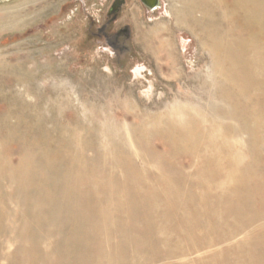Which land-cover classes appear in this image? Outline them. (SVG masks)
Here are the masks:
<instances>
[{
    "label": "rangeland",
    "instance_id": "1",
    "mask_svg": "<svg viewBox=\"0 0 264 264\" xmlns=\"http://www.w3.org/2000/svg\"><path fill=\"white\" fill-rule=\"evenodd\" d=\"M115 1L0 0V97L4 98H0V191H4L0 192V212H5L0 214V232L5 230L0 233V264H30L27 260L31 264H264V234L256 240L252 239L254 229L260 222L264 223V105L261 107L259 104H264V72H260V68H264V0H207L209 10L207 8L206 18L200 9L190 15L189 6L196 4L197 0H158L154 11H149L140 0H125L114 9ZM185 9L189 12L186 13ZM230 9H234V17L230 15ZM228 16L232 18L228 19ZM244 16L249 20L250 16H254L251 18L254 23L251 20L249 23L248 18L246 21ZM187 17L195 21L204 17L202 28L199 27L204 31L193 27L195 25ZM215 20L220 23L217 25ZM104 26L106 37L121 29L127 30V39L121 40L124 51L119 53L110 46L101 34ZM209 28L214 31L211 33ZM225 28L226 31L223 30ZM227 35L228 38L231 36L229 40ZM162 41L166 47L161 46ZM233 41L237 43L235 47ZM210 42L212 47H209ZM239 60L243 61L242 65ZM222 91L227 93V97L217 96ZM257 98L259 101L256 102ZM254 105L257 112L253 115L247 107L253 108ZM24 106L29 110H24ZM211 107L215 109L214 113ZM49 108L54 111L50 112ZM22 118L26 123H22ZM50 119L58 122L57 125ZM73 119L78 120L79 125ZM201 122L210 133V141L216 138L208 145V151L203 148L208 138L200 134ZM36 129L42 134L35 132ZM18 132L22 133L19 135ZM78 136L79 139H76ZM40 140L43 144L38 142ZM211 147L221 152L220 155L217 153L214 156ZM39 148L43 151L39 152ZM215 159L222 160L223 170L234 164L238 174L225 181L219 172L213 171L212 162ZM45 166L47 172L42 170ZM48 169L57 175H52L53 172L49 175ZM93 171L96 173L94 176ZM65 175L75 180L66 179ZM59 176L61 178L58 179ZM203 182L206 186L198 188L196 184ZM179 183L185 186V194L180 193L179 186L178 190H167L166 184ZM6 187L7 190H4ZM63 187L64 200L59 197H64L61 192ZM51 191L53 193L50 194ZM55 193L57 196L53 195ZM50 199L52 203L45 204ZM64 202L70 209L61 205ZM40 210L47 211L41 213ZM69 214L73 220L68 218ZM78 217L85 219L82 222ZM52 230L55 235L49 234ZM33 232L39 233L41 239ZM17 247H20L19 250ZM60 256L64 257L61 259ZM81 256L85 259L79 258ZM36 257L38 259L32 261L31 258Z\"/></svg>",
    "mask_w": 264,
    "mask_h": 264
},
{
    "label": "bare ground",
    "instance_id": "2",
    "mask_svg": "<svg viewBox=\"0 0 264 264\" xmlns=\"http://www.w3.org/2000/svg\"><path fill=\"white\" fill-rule=\"evenodd\" d=\"M179 1H180V0H179ZM179 1H178V3H180ZM182 1H184V0H182ZM191 1H193V0H191ZM214 1H216V0H214ZM219 1H220V0H219ZM232 1H233V0H232ZM186 2H189V1H186ZM236 2H237V1H236ZM215 3H217V2H215ZM219 3H220V2H219ZM232 3H233V2H232ZM181 4H182V3H180V5H181ZM186 4H188V3H186ZM190 4H191V3H190ZM190 4H189V5H190ZM189 5H188V6H189ZM231 5H232V4H231ZM178 6H179V5H178ZM215 6H217V5H215ZM215 6H214V11L216 10V9H215ZM223 6L225 7V6H227V5L223 4ZM234 6H235V5H234ZM236 6H237V5H236ZM185 7H186V5H184V8H185ZM210 7H211V9H212V6H210ZM224 7H223V8H224ZM227 7H228V6H227ZM176 8H178V7H176ZM207 8H208V10H209V4L207 3V0H197V1H196V4H195V3H192L191 6H189V11H190V12H189L188 10H186V9H185V10L187 11L186 13L189 12L190 15H191L193 12L195 13L196 9H200V10L203 11L202 15L205 16V18H206V15H207ZM220 8H221L220 10H222V6H221ZM178 9H179V8H178ZM225 9H226V8H225ZM234 9H235V8H234ZM234 9H233V10L230 9V10L232 11V12L230 11V15H232L233 17H234V15H233L232 13L235 12ZM174 10H176V9H174ZM179 10H180V9H179ZM220 10H219V11H220ZM237 10H239V9H237ZM252 10H253V9H252ZM16 11H17V9H16ZM226 11H227V10H226ZM242 11H243V10H242ZM253 11H254V10H253ZM176 12H178V11H176ZM181 12H182V11H181ZM198 12H199V11H198ZM211 12H212V11H211ZM255 12H256V11H255ZM259 12H262V11H259ZM184 13H185V12H184ZM213 13H214V12H213ZM213 13H212V16H213ZM223 13H224V12H223ZM223 13H222V14H223ZM238 13H239V12H238ZM245 13H246V12H245ZM251 13H253V12H251ZM180 14H181V13H180ZM198 14H199V13H198ZM218 14H219V13H218ZM218 14H217V15H218ZM224 14H225V13H224ZM247 14H248V13H247ZM175 15H176V14H175ZM175 15H174V16H175ZM183 15H184V17H185V14H183ZM217 15L215 16V18L217 17ZM243 15H244V12H243ZM260 15H261V17L263 18L262 14H260ZM260 15H259V16H260ZM176 16H177V15H176ZM179 16H180V15H179ZM179 16H178V17H179ZM188 16H189V15H188ZM219 16H220V15H219ZM223 16H224V15H223ZM232 16H230V17L228 16V17H229L228 19L232 18ZM235 16H236V15H235ZM238 16H239V15H238ZM197 17H198V16H197ZM197 17H196V18H197ZM199 17H200V16H199ZM209 17H210V16H209ZM213 17H214V16H213ZM226 17H227V13H226ZM226 17H225V18H226ZM250 17L253 18L254 16H253V17L250 16ZM175 18H177V17H175ZM187 18H188V17H187ZM190 18H192V17H190ZM205 18L202 17V18H200V19H198V20L196 19V21L193 20V18H192V19H189V18H188V19L191 20V24H192V25H195V26H193V27H197L198 29H200V31H204V29L201 30V28H202L201 26H202V24L204 23V19H205ZM219 18H221V17H219ZM244 18H245V16H244ZM247 18H248V17L245 18L246 21H247ZM251 18H250V20L253 21ZM258 18H259V17H258ZM181 19H182V18H181ZM184 19H185V18H184ZM184 19H183L182 21H186V20H184ZM223 19H224V18H223ZM226 20H227V19H226ZM239 20H240V19H239ZM241 20H242V19H241ZM248 20H249V18H248ZM250 20H249V23H251ZM255 20H256V19H255ZM258 20H259V19H258ZM258 20H257V21H258ZM263 20H264V19H263ZM177 21L179 22L180 20H177ZM205 21H207V20H205ZM208 21H209V20H208ZM210 21H211V19H210ZM210 21H209V22H210ZM215 21H216V20H215ZM218 21H219V20H218ZM243 21H244V20H243ZM246 21H244V23H245ZM209 22H208V23H209ZM230 22H232V21H230ZM181 23H182V22H181ZM183 23H184V22H183ZM188 23H189V22H188ZM215 23H217V25H218L220 22L218 23V22L216 21ZM232 23H233V22H232ZM253 23H254V21H253ZM256 23H257V22H256ZM184 24H185V23H184ZM206 24H207V22H206ZM242 24H243V23H242ZM179 25H180V24H179ZM189 25H190V24H189ZM214 25H216V24H214ZM214 25H213V26H214ZM225 25H226V22H225ZM225 25H224V26H225ZM227 25H228V24H227ZM227 25H226V26H227ZM252 25H253V24H252ZM190 26H191V25H190ZM228 26H229V25H228ZM244 26H246V25H244ZM254 26H255V25H254ZM256 26L259 27L258 23L256 24ZM193 27H192V28H193ZM199 27H201V28H199ZM218 27H219V26H218ZM258 27H257V28H258ZM203 28H204V26H203ZM213 28H214V27H213ZM216 28H217V27H216ZM220 28H221V27H220ZM223 28H224V27H223ZM226 28H227V27H226ZM226 28L223 29V30L226 31ZM248 28H250V24L248 25ZM193 29H194V28H193ZM195 29H196V28H195ZM209 29H210V32H211L212 29H211V28H209ZM214 29H215V28H214ZM230 29L232 30V28H230ZM236 29H237V28H236ZM258 29L260 30V27H259ZM234 30H235V29H234ZM161 31H163V30L161 29ZM197 31H198V30H197ZM213 31H214V30H213ZM213 31H212V32H213ZM219 31H220V30H219ZM225 31H224V32H225ZM227 31H230V30H227ZM206 32H208L207 29H206ZM212 32H211V33H212ZM216 32H218V30H217ZM224 32L222 31V33H224ZM259 32H260V31H259ZM203 33H204V32H203ZM218 33H219V32H218ZM218 33H216V34H218ZM222 33H221V35H222ZM231 33H232V31H231ZM233 34H234V33H233ZM244 34H245V33H244ZM249 34L251 35V33H249ZM256 34H257V33H256ZM258 34H259V33H258ZM228 35H229V34H228ZM228 35H227V38H228ZM259 35H260V34H259ZM207 36H208V35H207ZM210 36H211V35H210ZM238 36H239V35H238ZM240 36H241V35H240ZM243 36H245V35H242V37H243ZM254 36H256V35H254ZM217 37H218V36H217ZM221 37H222V36H221ZM234 37H235V36H234ZM251 37H252V36H251ZM205 38H206V37H205ZM215 38H216V35H215ZM215 38H214V39H215ZM222 38H223V37H222ZM227 38H225V39H227ZM230 38H231V36H230ZM230 38H228V40H229ZM236 38H237V37H236ZM206 39H207V38H206ZM214 39H213V40H214ZM225 39H224V41H225ZM237 39H240V38H237ZM237 39H236V41H237ZM243 39H244V38H243ZM243 39L241 38V40H243ZM251 39H252V38H251ZM207 40H208V39H207ZM221 40H222V39H221ZM231 40H232V39H231ZM244 40H245V39H244ZM248 40H249V39H248ZM255 40H257V39H255ZM260 40H261V39L259 38V41H260ZM214 41H215V40H214ZM224 41H223V43L227 44V43L224 42ZM226 41H227V40H226ZM249 41H250V40H249ZM234 42H235V41H233L232 43H234ZM237 42H238V41H237ZM260 42H262V41H260ZM221 43H222V42H221ZM223 43H222V44H223ZM229 43H230V42H229ZM242 43H243V42H242ZM244 43H245V42H244ZM250 43H251V42H250ZM254 43H255V42H254ZM257 43H258V41H257ZM160 44H161L162 47H166V46H167L166 43L163 42V41H162V43L160 42ZM210 44H211V42H210ZM235 44H237V43H236V42L234 43V47H235ZM246 44H247V43H246ZM246 44H245V45H246ZM251 44H252V43H251ZM213 45H214V44H213ZM217 45H218V44H217ZM217 45H216V47H217ZM231 45H232V44H231ZM240 45H241V43H240V41H239V42H238V46H240ZM254 45H255V44H254ZM210 46L212 47V44L209 45V47H210ZM219 46H220V45H219ZM219 46H218V47H219ZM221 46H222V45H221ZM238 46L236 45L237 48H238ZM242 46H243V45H242ZM255 46H257V47L259 46V47H260V45H255ZM200 47H201V46H200ZM213 47H215V46H213ZM240 47H241V46H240ZM243 47H244V46H243ZM223 48H224V47H223ZM223 48H222V49H223ZM227 48H228V47H227ZM254 48H255V47H254ZM206 49H207V48H206ZM209 49H210V48H209ZM212 49H214V48H212ZM242 49H243V48H242ZM250 49H251V48H250ZM252 49H253V48H252ZM256 49H258V48H256ZM207 50H208V49H207ZM230 50H232V48H231ZM244 50H245V49H244ZM258 50H260V48H259ZM261 50H262V48H261ZM208 51H209V50H208ZM242 51H243V50H242ZM215 52H216V50H215ZM255 52H256V51H255ZM262 52H263V50H262ZM262 52L260 51V53H262ZM216 53H218V52H216ZM242 53H243V52H242ZM245 53H248V52L245 51ZM257 53L259 54V52H257ZM263 53H264V52H263ZM215 55H216V54H215ZM230 56H233V57H234V55H232V54H231ZM216 57H217V56H216ZM219 57H220V55H219ZM245 57H246V55H245ZM240 58H241V57H240ZM242 58H244V57H242ZM250 58H253V57H250ZM219 59H220V58H219ZM235 59H236V58H235ZM235 59H234V60H235ZM238 59H239V56H238ZM239 61H242V60H239ZM259 61H260V60H259ZM228 63H229V62H228ZM241 63H243V61L240 62V64H241ZM245 63H246V61H245ZM235 65H236V64H235ZM238 65H239V64H238ZM241 65H242V64H241ZM2 66H3V65H2ZM227 66H229V65H227ZM0 67H1V66H0ZM5 67H6V66H5ZM5 67H4V68H5ZM6 68H7V67H6ZM8 68H9V67H8ZM47 68H49V67L47 66ZM44 69H45V68H44ZM47 70H49V69H47ZM0 72H1V71H0ZM260 72H261V73L264 72V68H263V67L260 68ZM241 74H242V73H241ZM247 78H248V77H247ZM247 78H246V79H247ZM225 80H226V79H225ZM249 81H250V80H249ZM245 82H246V81H245ZM225 83H226V81H225ZM32 89H34V88H32ZM35 90H36V89H35ZM35 90H32V91H35ZM37 91H38V90H37ZM50 91H51V89H50ZM1 93H2V92H1ZM30 93H31V92H30ZM31 94H32V93H31ZM33 94H34V93H33ZM214 94H215V93H214ZM6 95H7V94H6ZM37 95H38V94H37ZM51 95H52V94H51ZM16 96H17V95H16ZM38 96H40V95H38ZM217 96H218L219 98H224V97H227V93H225V92L222 91V92H219ZM4 97H5V95H4ZM12 97H13V95L11 96V98H12ZM214 97H215V96H214ZM0 98H3V97H0ZM11 98H10V99H11ZM3 99H4V98H3ZM252 99H253V98H252ZM257 99H258V98H257ZM257 99H256V102L259 101V99H258V100H257ZM262 99H263V98H262ZM244 101H245V100H244ZM244 101H243V102H244ZM252 101H254V100H252ZM261 101H262V100H261ZM19 102H20V100H19ZM19 102H18V104H19ZM35 102H36V101H35ZM40 102H41V101H40ZM40 102H39V106H40ZM7 103H8V102H7ZM10 103H11V102H10ZM16 103H17V101H16ZM41 103H42V102H41ZM262 103H263V102H262ZM262 103H259V104H261V107L264 105V104H262ZM12 104H13V103H12ZM27 104H28V103H27ZM30 104H32V103H30ZM35 104H36V103H35ZM259 104H258V105H259ZM19 105H20V104H19ZM19 105H18V106H19ZM28 105H29V104H28ZM51 105H52V103H51ZM212 105H213V104H212ZM230 105H232V104H230ZM37 106H38V105H37ZM37 106H36V107H37ZM222 106H223V105H222ZM232 106H233V105H232ZM235 106H237V104H236ZM245 106H246V105H245ZM24 107H25V106H24ZM43 107H44V106H43ZM181 107H182V106H181ZM183 107H184V106H183ZM202 107H203V106H202ZM205 107H206V105H205ZM216 107H217V106H216ZM216 107H215V108H216ZM226 107H227V106H226ZM263 107H264V106H263ZM33 108H34V107H33ZM37 108L39 109V108H41V107H37ZM50 108H52V106H50ZM50 108H49V111H50ZM178 108H179V107H178ZM211 108H212V107H211ZM213 108H214V106H213ZM213 108H212V110H213ZM235 108H236V107H235ZM247 108H248V110H249L253 115L257 112V107H256V105H254L253 108H252V107H247ZM259 108H260V105H259ZM25 109H26V107L24 108V110H25ZM219 109H220V108H219ZM224 109H225V108H224ZM12 110H14V109H12ZM18 110H20V109H17V111H18ZM26 110H27V109H26ZM28 110H29V109H28ZM28 110H27V111H28ZM61 110H62V109H61ZM177 110H178V109H177ZM186 110H187V108H186ZM186 110H185V111H186ZM188 110H189V109H188ZM214 110H215V109H214ZM214 110H213V113L215 112ZM8 111H10V110H8ZM34 111H35V110H34ZM38 111H39V110H38ZM52 111H54V110L52 109ZM52 111H50V112H52ZM181 111H182V110H181ZM183 111H184V110H183ZM229 111H230V109H229ZM236 111H237V110H236ZM259 111H260V110H259ZM263 111H264V110H263ZM263 111H262V112H263ZM20 112H21V110H20ZM20 112H19V113H20ZM29 112H30V111H29ZM50 112H49V113H50ZM57 112H59V111H57ZM61 112H62V111H60L59 115L61 114ZM1 113H2V112H1ZM36 113H37V112H36ZM38 113H39V112H38ZM41 113H42V112H41ZM178 113H179V112H178ZM182 113H183V112H182ZM185 113H186V112H185ZM209 113H210V112H209ZM211 113H212V112H211ZM211 113H210V114H211ZM244 113H245V112H244ZM21 114H22V113H21ZM51 114H52V113H51ZM74 114H75V113H74ZM164 114H165V113H164ZM189 114H191V113L189 112ZM204 114H205V113H204ZM24 115H25V114H24ZM35 115H36V114H35ZM38 115H39V114H38ZM52 115H53V114H52ZM54 115H55V114H54ZM76 115H77V114H76ZM198 115H199V114H198ZM216 115H218V114H216ZM229 115H230V114H229ZM2 116H3V115H2ZM9 116H10V115H9ZM19 116H20V115H19ZM39 116H41V115H39ZM60 116L62 117V115H60ZM161 116H162V115H161ZM164 116H165V115H164ZM170 116H171V115H170ZM190 116H191V115H190ZM193 116H194V115H193ZM196 116H197V115H196ZM23 117H24V116H23ZM34 117H35V116H34ZM44 117H45V116H44ZM46 117H47V116H46ZM50 117H52V116H50ZM56 117H57V116H56ZM203 117H204V116H203ZM210 117H211V116H210ZM210 117H209V118H210ZM213 117H214V116H213ZM217 117H218V116H217ZM224 117H225V116H224ZM224 117H223V118H224ZM230 117H231V116H230ZM29 118H30V117H29ZM32 118H33V117H32ZM42 118H43V115H42ZM174 118H175V117H174ZM190 118H191V117H190ZM199 118L201 119V116H200ZM205 118H206V117H205ZM211 118H212V117H211ZM218 118H219V117H218ZM221 118H222V117H220V119H221ZM225 118H226V117H225ZM225 118H224V119H225ZM232 118H233V117H232ZM4 119H5V118H4ZM4 119H3V120H4ZM13 119H14V118H13ZM20 119H21V116H20ZM24 119H25V117H24ZM33 119H34V118H33ZM40 119H41V118H40ZM47 119H48V118H47ZM53 119H55V118H53ZM53 119H52V120H53ZM81 119H82V118H81ZM105 119H106V118H105ZM162 119H164V118L162 117ZM191 119H192V118H191ZM193 119H194V118H193ZM197 119H198V118H197ZM214 119H215V118H214ZM235 119H236V118H235ZM235 119H234V120H235ZM244 119H246V118H244ZM50 120H51V119H50ZM52 120H51V123H56V122H53ZM59 120H60V118L58 119V121H59ZM73 120H75V119H73ZM79 120H80V119H79ZM172 120H173V119H172ZM172 120H171V121H172ZM187 120H188V118H187ZM212 120H213V119H212ZM217 120H218V119H217ZM217 120H216V121H217ZM229 120H230V118H229ZM236 120H237V119H236ZM239 120H240V118H239ZM8 121H9V120H8ZM29 121L32 122L31 119H30ZM33 121H34V120H33ZM36 121L38 122V120H36ZM43 121H44V120H43ZM54 121H56V120H54ZM69 121H70V120H69ZM75 121H77V124L79 125L78 120H75ZM82 121H83V120H82ZM176 121H177V120H176ZM183 121H184V120H183ZM197 121H198V120H197ZM220 121H221V120H220ZM230 121H231V120H230ZM9 122H10V121H9ZM9 122H8V123H9ZM20 122H21V121H20ZM24 122H25V121H24ZM24 122H23V118H22V123H24ZM169 122H170V121H169ZM169 122H168V123H169ZM174 122H175V121H174ZM233 122H234V121H233ZM10 123H11V122H10ZM25 123H26V122H25ZM38 123H39V122H38ZM51 123H50V124H51ZM57 123H58V122H57ZM57 123H56V125H57ZM82 123H83V122H82ZM104 123H105V122H104ZM104 123H102V124H104ZM107 123H108V122H107ZM180 123H181V120H180ZM210 123H211V122H210ZM215 123H216V122H215ZM218 123H219V122H218ZM245 123H246V122H245ZM0 124H2V123H0ZM27 124H28V123H27ZM39 124H40V123H39ZM59 124H61V123H59ZM66 124H67V123H66ZM173 124H174V123H173ZM182 124H183V123H182ZM193 124H194V122H193ZM206 124H207V123H206ZM206 124H205V125H206ZM212 124H213V123H212ZM226 124H228V123H226ZM262 124H264V123H262ZM9 125H10V124H9ZM9 125H7V126H9ZM13 125H14V124H13ZM25 125H26V124H25ZM33 125H34V123H33ZM42 125H44V124H42ZM45 125H47V124H45ZM87 125H88V124H87ZM93 125H94V124H93ZM95 125H97V124H95ZM95 125H94V126H95ZM99 125H100V124H99ZM168 125H169V124H167V126H168ZM176 125H177V124H176ZM179 125H180V124H179ZM186 125H187V124H186ZM189 125H190V124H189ZM199 125H200V126H199V127H200L199 130H202L200 134H201L202 136L208 138V139H206L207 141L205 140V142H204V147H203L205 150H207V148H209L208 145H209V144H212V142H213L216 138H214V140L212 139L213 141L211 142L210 139H209V137H208L210 133L208 134L207 129L204 128V126H202V122H201ZM228 125H229V124H228ZM2 126H4V124H3ZM26 126H27V125H26ZM39 126H40V125H39ZM39 126H37V127H39ZM54 126H55V124H54ZM80 126H81V124H80ZM106 126L108 127L109 124L106 125ZM163 126H164V124H163ZM180 126H183V125H180ZM206 126H209V125H206ZM219 126H220V125H219ZM223 126H224V125H223ZM235 126H236V124H235ZM246 126H247V125H246ZM4 127H5V126H4ZM10 127H11V126H10ZM13 127H14V126H13ZM64 127H65V126H64ZM81 127H82V126H81ZM86 127H87V126H86ZM89 127H90V126H89ZM89 127H88V128H89ZM168 127H169V126H168ZM177 127H178V126H177ZM209 127H210V126H209ZM220 127H221V126H220ZM220 127H218V128H220ZM239 127H240V126H239ZM258 127H259V126H258ZM260 127H261V125H260ZM24 128H25V126H24L22 129H24ZM46 128H47V127H46ZM60 128H61V127H60ZM104 128H105V126H104ZM109 128H110V127H109ZM191 128H193V127H191ZM211 128H212V127H211ZM215 128H217V126H216ZM222 128H223V127H222ZM228 128H229V126H228ZM249 128H250V127H249ZM256 128H257V127H256ZM263 128H264V127H263ZM7 129H8V128H7ZM20 129H21V128H20ZM20 129H19V130H20ZM22 129H21V130H22ZM30 129H31V127H30ZM41 129H42V128H41ZM50 129H51V127H50ZM50 129H49V130H50ZM52 129H54V128H52ZM66 129H67V128H66ZM73 129H74V128H73ZM95 129H97V128L95 127ZM115 129H116V128H115ZM172 129H173V128H172ZM177 129H178V128H177ZM182 129H184V128H182ZM188 129H189V128H188ZM193 129H194V128H193ZM252 129H253V128H252ZM47 130H48V129H47ZM58 130H59V127H58ZM58 130H57V133H58ZM79 130H80V127H79ZM102 130H103V129H102ZM105 130H107V128H106ZM116 130H117V129H116ZM119 130H120V129H119ZM119 130H118V131H119ZM185 130H186V129H185ZM185 130L183 131L184 134H185ZM189 130H190V129H189ZM196 130H197V129H196ZM199 130H198V131H199ZM216 130H217V129H216ZM223 130H224V129H223ZM233 130H235V129H233ZM239 130H240V128H239ZM7 131H8V130H7ZM9 131H11V130H9ZM12 131H14V129H13ZM26 131H27V130H26ZM26 131H25V132H26ZM32 131H33V130H32ZM67 131H69V130H67ZM88 131H89V130H88ZM90 131H93V130H90ZM107 131H108V130H107ZM177 131H178V130H177ZM191 131H192V130H191ZM193 131H194V130H193ZM209 131H211V130H209ZM212 131H213V129H212ZM212 131H211V132H212ZM214 131H215V130H214ZM225 131H226V130H225ZM227 131H229V130L227 129ZM236 131H237V130H236ZM254 131H255V130H254ZM19 132H20V131H19ZM19 132H18V134H19ZM22 132H23V131H22ZM22 132H21V133H22ZM27 132H28V131H27ZM35 132H37L38 134L41 133L40 130H37V129L35 130ZM46 132H47V131H46ZM51 132H52V131H51ZM55 132H56V131H55ZM64 132H65V131H64ZM71 132H75V131H71ZM77 132H78V131H77ZM93 132H94V131H93ZM93 132H92V133H93ZM95 132H96V130H95ZM97 132H98V131H97ZM99 132H100V131H99ZM99 132H98V133H99ZM105 132H106V131H105ZM115 132H116V131H115ZM115 132H114V133H115ZM169 132L171 133L172 130L169 131ZM188 132H189V131H187V133H188ZM6 133H7V132H6ZM11 133H12V132H11ZM14 133H15V132H13L12 134H14ZM21 133H20V134H21ZM28 133H29V132H28ZM33 133H34V132H33ZM49 133H50V132H49ZM85 133H86V132H85ZM89 133H90V132H89ZM92 133H91V134H92ZM106 133H107V132H106ZM108 133H109V132H108ZM194 133H195V132H194ZM20 134H19V135H20ZM41 134H42V133H41ZM51 134H54V133H51ZM59 134H60V132H59ZM59 134H58V135H59ZM72 134H73V133H72ZM77 134H78V133H77ZM79 134H80V133H79ZM96 134H97V133H96ZM190 134H191V133H190ZM195 134H198V133H195ZM195 134H194V135H195ZM236 134H237V133H236ZM16 135H17V134H16ZM29 135H30V134H29ZM44 135H45V134H44ZM63 135H64V134H63ZM66 135H67V133H66ZM69 135H70V134H68L67 136H69ZM74 135H75V134H74ZM85 135H86V134H85ZM97 135H98V134H97ZM173 135H174V134H173ZM176 135H177V133H176ZM212 135H213V134H212ZM233 135H235V134H233ZM9 136H10V134H9ZM27 136H28V135H27ZM72 136H73V135H72ZM76 136H77V135H76ZM87 136H88V134H87ZM188 136H189V135H188ZM213 136H214V135H213ZM236 136H237V135H236ZM5 137H6V136H5ZM28 137H29V136H28ZM57 137H58V136H57ZM57 137H56V140H57ZM63 137H64V136H63ZM120 137H121V136H120ZM177 137L179 138L178 135H177ZM183 137H184V136H183ZM210 137H211V136H210ZM1 138H2V137H1ZM6 138H7V137H6ZM9 138H10V137H9ZM13 138H15L14 135H13ZM21 138H22V137H21ZM42 138H44V137H42ZM49 138H50V137H49ZM58 138H59V137H58ZM82 138H83V136H82ZM85 138H86V137H84V140H86ZM87 138H88V137H87ZM96 138H97V136H96ZM181 138H182V136H181ZM197 138L199 139V137H197ZM212 138H213V137H212ZM28 139H29V138H28ZM37 139H38V135H37ZM40 139H41V138H40ZM47 139H48V138H47ZM47 139H46V140H47ZM65 139H66V138H65ZM65 139H64V140H65ZM76 139H79V136H78V138H76ZM105 139H106V138H105ZM119 139H120V138H119ZM195 139H196V138H195ZM9 140H10V139H9ZM12 140H13V139H12ZM21 140H23V139H21ZM26 140H27V139H26ZM32 140H33V139H32ZM46 140H45V141H46ZM49 140H50V139H49ZM49 140H48V142H49ZM53 140H54V139H53ZM53 140H51V141H53ZM58 140H60V141L62 142V139H58ZM68 140H69V139H68ZM93 140H94V139H93ZM98 140H99V139H98ZM100 140H101V139H100ZM202 140H204V139H202ZM219 140H220V139H219ZM257 140H258V139H257ZM4 141H5V140H4ZM6 141H7V139H6ZM28 141H29V140H28ZM35 141H36V140H35ZM43 141H44V140H43ZM51 141H50V142H51ZM54 141H55V140H54ZM70 141H72V140H70ZM86 141H87V140H86ZM120 141H121V140H120ZM122 141H124V140H122ZM187 141H188V140H187ZM263 141H264V140H263ZM8 142H9V141H8ZM17 142H18V141H17ZM21 142L23 143V141H21ZM21 142H20V143H21ZM29 142H30V141H29ZM38 142L41 143V144H43L41 140L38 141ZM95 142H96V141H95ZM99 142H100V141H99ZM103 142H104V141H103ZM217 142H219V141H217ZM220 142H223V141H220ZM260 142H261V141H260ZM26 143H28V142H26ZM32 143H33V141H32ZM45 143L48 144L47 142H45ZM58 143H59V142H58ZM67 143H68V141H67ZM71 143H72V142H71ZM75 143H76V142H75ZM81 143H83V142H81ZM84 143H85V142H84ZM93 143H94V142H93ZM256 143H257V142H256ZM1 144H2V143H1ZM37 144H38V143H37ZM46 144H44V145H46ZM52 144H53V143H52ZM86 144H87V143H86ZM96 144H98V143H96ZM124 144H125V143H124ZM173 144H174V143H173ZM213 144H214V143H213ZM16 145H17V144H16ZM20 145H21V144H20ZM29 145H30V144H29ZM32 145H33V144H32ZM32 145H31V147H32ZM34 145H35V144H34ZM39 145H40V144H39ZM56 145H57V144H56ZM58 145H59V144H58ZM58 145L56 146L57 148L59 147ZM65 145H66V144H65ZM71 145H72V144H71ZM80 145H81V144H80ZM88 145H89V144H88ZM194 145H195V144H194ZM220 145H221V144H220ZM229 145H230V144H229ZM27 146H28V144H27ZM67 146H68V144L66 145L65 148H67V150L70 151V149L68 148L69 146H68V147H67ZM75 146H76V145H75ZM100 146H102V145H100ZM105 146H106V145H105ZM200 146H202V144H201ZM23 147H24V146H23ZM39 147H40V146H39ZM41 147L43 148L44 146H41ZM46 147H47V146H46ZM46 147H45V148H46ZM53 147H54V146H53ZM63 147H64V146H63ZM63 147H62V148H63ZM71 147H72V146H71ZM76 147H79V146H76ZM85 147H87V146H85ZM85 147H84V148H85ZM106 147H107V146H106ZM220 147L222 148V146H220ZM54 148H55V147H54ZM59 148L61 149V147H59ZM82 148H83V147H82ZM94 148H95V147H94ZM100 148H101V147H100ZM179 148H180V146H179ZM215 148H216V147H215ZM218 148H219V147H218ZM226 148H227V147H226ZM23 149H24V148H23ZM32 149H33V148H32ZM72 149H73V148H72ZM72 149H71V150H72ZM74 149H75V148H74ZM211 149H213L214 152H215L214 156H216L217 153H219V152H217L216 149H214V147H211ZM26 150H27V149H26ZM29 150H30V149H29ZM39 150H40V148H39ZM55 150H56V149H55ZM57 150H58V149H57ZM84 150H85V149H84ZM89 150L91 151L90 147H89ZM94 150H95V149H94ZM209 150H210V149H209ZM220 150H221V149H220ZM21 151H22V150H21ZM41 151H43V150H40L39 152H41ZM46 151H47V150H46ZM207 151H208V150H207ZM221 151H222V150H221ZM31 152H32V150H31ZM48 152H49V151H48ZM57 152H58V151H57ZM85 152H87V151H85ZM125 152H127V151H125ZM211 152H212V151H211ZM22 153H25V152H22ZM27 153H28V152H27ZM37 153H38V152H37ZM42 153H43V152H42ZM49 153H50V152H49ZM52 153H53V152H52ZM52 153H51V154H52ZM60 153H61V152H60ZM74 153H75V152H74ZM78 153H79V151H78ZM78 153H77V155L79 156ZM82 153H83V151H82ZM95 153H96V152H95ZM100 153H101V150H100ZM100 153H99V154H100ZM128 153H130V152H128ZM139 153H140V152H139ZM142 153H143V152H142ZM166 153H167V152H166ZM193 153H194V152H193ZM220 153H221V152H220ZM220 153H219V155H220ZM32 154H34V153L32 152ZM54 154H55V152H54ZM63 154H65V152H64ZM83 154H84V153H83ZM116 154H117V153H116ZM119 154H120V153H119ZM124 154L126 155V153H124ZM164 154H165V153H164ZM194 154H195V153H194ZM198 154H199V151H198ZM203 154H204V153H203ZM21 155H22V154H21ZM44 155H45V154H44ZM80 155H81V154H80ZM97 155H98V154H97ZM207 155H208V154H207ZM230 155H231V154H230ZM26 156H27V155H26ZM32 156H33V155H32ZM48 156H49V155H48ZM72 156H73V155H72ZM83 156H84V155H83ZM167 156H168V155H167ZM197 156H198V155H197ZM210 156H211V155H210ZM222 156H224V155H222ZM10 157H11V156H10ZM36 157H39V156H36ZM45 157H47V156H45ZM50 157H51V156H50ZM50 157H49V159H51ZM53 157H54V156H53ZM62 157H63V156H62ZM85 157H86V156H85ZM101 157H102V156H101ZM103 157H104V156H103ZM112 157H113V156H112ZM190 157H191V156H190ZM194 157H195V156H194ZM23 158H28V157H23ZM59 158H60V157H59ZM63 158H64V157H63ZM74 158H75V157H74ZM88 158H89V157H88ZM99 158H100V157H99ZM108 158H109V157H108ZM191 158H192V157H191ZM220 158H221V157H220ZM225 158H227V157H225ZM9 159H10V158H8V161H9ZM20 159H21V157H20ZM36 159H37V158H36ZM55 159H56V158H55ZM60 159H61V158H60ZM82 159H86V158H82ZM105 159H106V158H105ZM105 159H104V160H105ZM110 159H111V158H110ZM194 159H195V158H194ZM14 160H15V159H14ZM14 160H13V162H14ZM16 160H17V159H16ZM23 160H24V159H23ZM52 160H53V159H52ZM62 160L64 161V159H62ZM71 160H72V159H71ZM115 160H116V158H115ZM115 160H113V161L115 162ZM137 160H138V159H137ZM147 160H148V159H147ZM21 161H22V160H21ZM50 161H51V160H50ZM74 161H75V159H74ZM76 161H77V159H76ZM85 161H87V160H85ZM117 161H118V160H117ZM169 161H170V160H169ZM5 162H6V161H5ZM16 162H17V161H16ZM23 162H24V161H23ZM34 162H35V161H34ZM87 162H89V161H87ZM108 162H109V161H108ZM149 162H150V161H149ZM236 162H237V160H236ZM47 163L49 164V162H47ZM64 163H65V161H64ZM67 163H69V161H68ZM74 163H75V162H73V164H74ZM80 163H81V162H80ZM80 163H79V166H80ZM85 163H86V162H85ZM85 163H82V165H85ZM106 163H107V161H106ZM106 163H105V164H106ZM142 163H143V162H142ZM193 163H194V162H193ZM221 163H223L221 159H215V160L212 162V164H213V166H214V167H213V168H214L213 171H214V172H219L220 175L222 176V178H223L225 181H226V180H230L231 178H233L234 176H236V175L238 174L237 167H236L234 164L229 165L230 168H228L227 170H223V169H222V164H221ZM4 164H5V163H4ZM13 164H14V163H13ZM15 164H16V163H15ZM15 164H14V165H15ZM36 164H37V163H36ZM43 164H44V162H43ZM43 164H42V165H43ZM48 164H47V166H48ZM69 164H70V163H69ZM69 164H68V165H69ZM91 164H92V163H90V166H91ZM97 164H98V163H97ZM103 164H104V163H103ZM145 164H146V163H145ZM9 165H10V164H9ZM11 165H12V162H11ZM11 165H10V166H11ZM38 165H39V163H38ZM51 165H52V163H51ZM110 165H112V164H110ZM4 166H5V165H4ZM47 166H45V169H42V170H45V171H46V167H47ZM61 166H62V165H61ZM75 166H77L76 163H75ZM88 166H89V165H88ZM100 166H101V164H100ZM117 166H118V165H117ZM193 166H194V165H193ZM0 167H1V166H0ZM16 167H17V166H16ZM42 167H43V166H42ZM50 167H51V166H50ZM50 167H48V168H50ZM101 167H102V166H101ZM105 167L107 168L108 166H105ZM131 167H132V166H131ZM31 168H32V167H30L29 169H31ZM39 168H40V170H41V163H40V167H39ZM53 168H54V167H53ZM68 168H69V166H68ZM82 168H83V167H82ZM82 168H81V169H82ZM91 168H92V167H91ZM94 168H95V167H94ZM96 168H97V167H96ZM118 168H119V166H118ZM201 168H202V167H201ZM1 169H2V168H1ZM4 169L7 170L6 168H4ZM4 169H3V172H4ZM85 169H87V168H85ZM120 169H121V168H120ZM48 170H49V169H48ZM53 170H54V169H53ZM62 170H64V169L62 168ZM66 170H67V168H66ZM66 170H65V171H66ZM69 170H70V169H69ZM73 170H74V169H73ZM87 170H88V169H87ZM91 170H92V169H91ZM98 170H99V169H98ZM110 170H111V169H110ZM115 170H116V168H115ZM132 170H133V169H132ZM156 170H157V169H156ZM45 171H43V173H44ZM71 171H72V170H71ZM96 171H97V170H96ZM96 171H95V172H96ZM99 171H100V170H99ZM111 171H112V170H111ZM0 172H2V171L0 170ZM9 172H10V171H9ZM11 172H12V171H11ZM46 172H47V171H46ZM50 172H51V171L49 170V173H50ZM52 172H53V171H52ZM52 172H51V173H52ZM57 172H58V171H57ZM60 172H61V174H62V171H61V170H60ZM73 172H75V171H73ZM73 172H72V174H73ZM79 172H80V171H79ZM87 172H88V171H86V173H87ZM102 172H103V171H102ZM102 172H101V173H102ZM104 172H106V171H104ZM121 172H122V171H121ZM20 173H21V172H20ZM25 173H27V172H25ZM34 173H35V171H34ZM39 173H41V172H39ZM51 173H50L49 175H51ZM54 173H55V172H53L52 175H53ZM75 173H76V172H75ZM99 173H100V172H99ZM107 173H108V172H107ZM122 173H124V172H122ZM134 173H135V169H134ZM0 174H1V173H0ZM22 174H23V173H22ZM22 174H21V175H22ZM67 174L69 175V173H67ZM82 174H84V173H82ZM82 174H81V175H82ZM92 174H93V175H92ZM92 174H91V175L94 176L96 173L94 174V171H93ZM102 174H103V173H102ZM114 174H115V173H114ZM7 175H8V174H7ZM10 175H12V173H10ZM10 175H9V176H10ZM21 175H20V176H21ZM37 175H39V174H37ZM41 175H42V173H41ZM41 175H40V177H41ZM46 175H48V174H46ZM49 175H48V176H49ZM56 175H57V174H56ZM56 175L54 174V176H56ZM59 175H60V174H59ZM63 175H64V174H63ZM76 175H77V173H76ZM84 175H85V174H84ZM103 175H104V174H103ZM27 176L29 177V175H27ZM54 176H53V178H54ZM65 176H66V179H68V178L71 179V178H72L71 176H70V177H67V175H65ZM92 176H91V177H92ZM1 177H2V175H1ZM3 177H4V175H3ZM15 177H16V175H15ZM42 177H44V176H42ZM50 177H51V176H50ZM80 177H81V176H80ZM82 177H83V175H82ZM99 177H100V176H99ZM107 177H108V176H107ZM112 177H113V176H112ZM9 178H10V177H9ZM30 178H32V177H30ZM59 178H61V176H59L58 179H59ZM86 178H87V177H86ZM89 178H90V177H89ZM89 178H88V180H89ZM104 178H105V177H104ZM104 178H103V179H104ZM119 178H120V177H119ZM122 178H123V175H122ZM11 179H12V177H11ZM13 179H14V178H13ZM33 179H34V178H33ZM37 179H39V178H37ZM42 179H43V178H42ZM51 179H52V177H51ZM79 179H80V178H79ZM83 179H84V181H85V178H83ZM96 179H97V178H96ZM98 179H99V178H98ZM101 179H102V178H101ZM106 179H107V178H106ZM106 179H105V181H107ZM124 179H125V176H124ZM131 179H132V178H131ZM2 180H3V179H2ZM31 180H32V179H31ZM43 180H44V179H43ZM43 180H42V182H43ZM61 180H62V179H61ZM61 180H59V181H61ZM71 180H72V179H71ZM74 180H75V179H74ZM74 180H72V181H74ZM91 180H92V179H91ZM0 181H1V179H0ZM17 181H18V180H17ZM25 181H26V178H25ZM35 181H36V180H35ZM35 181H34V183H35ZM44 181H45V180H44ZM52 181H55V179L52 180ZM52 181H51V183H52ZM56 181H57V179H56ZM63 181H64V180H62V183H63ZM65 181H66V180H65ZM79 181H80V180H79ZM81 181H82V180H81ZM103 181H104V180H103ZM2 182H3V181H2ZM28 182H29V181H28ZM38 182H39V181H38ZM45 182H46V181H45ZM45 182H44V183H45ZM57 182H58V181H57ZM57 182H56V183H57ZM85 182H87V179H86ZM93 182H94V181H93ZM108 182H109V179H108ZM115 182H116V181H115ZM3 183H4V182H3ZM14 183H15V181H14ZM17 183H18V182H17ZM24 183H25V182H24ZM36 183H37V182H36ZM60 183H61V182H60ZM69 183H71V182H69ZM72 183H73V182H72ZM87 183H88V182H87ZM103 183L105 184V182H103ZM122 183H123V182H122ZM189 183H190V182H189ZM228 183H229V182H228ZM9 184H11V183H9ZM9 184H8V185H9ZM12 184H13V183H12ZM37 184H38V183H37ZM45 184H46V183H45ZM48 184H49V182H48ZM53 184H54V183H53ZM63 184H65V183H63ZM80 184H81V183H80ZM90 184H91V183H90ZM109 184H110V183H109ZM113 184H114V183H113ZM116 184H117V183H116ZM123 184H124V183H123ZM123 184H122V185H123ZM190 184H191V183H190ZM213 184H215V183H213ZM218 184H220V183H218ZM229 184H230V183H229ZM28 185H29V184H28ZM40 185L43 186L42 184H40ZM49 185H50V184H49ZM69 185H70V184H69ZM82 185H84V183H83ZM107 185H108V184H107ZM196 185H197L198 188L203 187V186H206V185L204 184V182H203V183H198V184H196ZM207 185H208V184H207ZM17 186H18V185H17ZM46 186H47V185H45V187H46ZM54 186H55V185H54ZM63 186H64V185H63ZM108 186H109V185H108ZM115 186H117V185H115ZM178 186H179L180 193H181V194H185V191H186V190H185V186H183L182 184H181V185H180V183H179V185H168V184H166V187L168 188L167 190H171L170 188H175L176 190H178ZM186 186H187V185H186ZM221 186H222V185H221ZM0 187H2L1 184H0ZM27 187H28V186H27ZM38 187H39V186H38ZM38 187H36V188H38ZM97 187H98V186H97ZM102 187H103V186H102ZM25 188H26V187H25ZM50 188H51V187H50ZM60 188H61V187H60ZM65 188H66V186H65ZM67 188H68V187H67ZM109 188H110V187H108V189H109ZM220 188H221V187H220ZM222 188H223V187H222ZM16 189H17V188H16ZM18 189H19V188H18ZM43 189H44V188H43ZM45 189H46V188H45ZM45 189H44V191H46ZM54 189H56V188H54ZM76 189H77V188H76ZM99 189H100V188H99ZM99 189H98V190H99ZM103 189H104V188H103ZM115 189H116V187H115ZM206 189H207V188H206ZM208 189H209V188H208ZM1 190H3V189H1ZM4 190H7V187H6V189H4ZM40 190H41V189H40ZM40 190H39V193H40ZM52 190H53V189H52ZM72 190H73V188H72ZM20 191H21V190H20ZM26 191H27V190H26ZM26 191H25V192H26ZM44 191H43V192H44ZM57 191H58V189H57ZM57 191H56V192H57ZM63 191H64V187H63V189H62V191H61V192H62V195H64V197H61V195H60V196L58 195V196H59L61 199L63 198V200H64V199H65V193L63 194ZM101 191H102V190H101ZM118 191H119V190H118ZM0 192H1V191H0ZM3 192H4V191H2L1 193H3ZM6 192H7V191H6ZM12 192H13V191H12ZM32 192H33V191H32ZM41 192H42V191H41ZM46 192H48V190H47ZM46 192H44V193H46ZM61 192H60V193H61ZM67 192H68V191H67ZM78 192H79V191H78ZM83 192H84V191H83ZM7 193H8V192H7ZM9 193H10V192H9ZM9 193H8V194H9ZM22 193H23V192H22ZM51 193H53V192L51 191L50 194H51ZM58 193H59V192H58ZM72 193H73V192H72ZM98 193H99V192H97V194H98ZM108 193H109V192H108ZM111 193H112V192H111ZM146 193H147V192H146ZM208 193H209V192H208ZM11 194H12V193H11ZM34 194H35V193H34ZM36 194L38 195V192H36ZM40 194H41V193H40ZM46 194H48V193H46ZM67 194H68V193H67ZM67 194H66V195H67ZM142 194H143V193H142ZM5 195H6V194H5ZM9 195H10V194H9ZM18 195H19V193H18ZM24 195H25V194H24ZM26 195H27V194H26ZM26 195H25V196H26ZM48 195H49V194H48ZM48 195H47V196H48ZM53 195H54V196H57L56 193L53 194ZM53 195H51V196H53ZM73 195H74V194H73ZM99 195H100V194H99ZM114 195H115V194H114ZM11 196H12V195H11ZM54 196H53V197H54ZM91 196H92V195H91ZM13 197H14V196H13ZM13 197H12V198H13ZM40 197H41V195H40ZM42 197H44V195H43ZM53 197H52V198H53ZM74 197H77V196L74 195ZM84 197H85V196H84ZM2 198H3V195H2ZM21 198H22V196H21ZM26 198H27V197H26ZM47 198H48V197H47ZM50 198H51V197H50ZM57 198H58V197H57ZM60 198H58V199H60ZM153 198H154V197H153ZM0 199H1V198H0ZM8 199H9V198H8ZM34 199H35V201H37V200H36L37 197L34 198ZM44 199H45V198H44ZM55 199H56V198H55ZM58 199H57V200H58ZM79 199H80V196H79ZM84 199H85V198H84ZM38 200H39V199H38ZM41 200H42V198H41ZM41 200H40V202H41ZM48 200H49V198H48ZM53 200H54V199H53ZM67 200H68V198H67ZM74 200H75V199H74ZM74 200H73V201H74ZM76 200H78V198H76ZM155 200H156V199H155ZM0 201H1V200H0ZM43 201H44V200H43ZM5 202H6V201H5ZM48 202H51V203H52V200L50 199V201H47V203H45V204H49ZM56 202H57V201H56ZM59 202H60V201H59ZM59 202H57V203H59ZM70 202H71V201H70ZM74 202H75V201H74ZM76 202H77V201H76ZM226 202H227V201H226ZM35 203H36V202H35ZM57 203L54 202L53 204H57ZM64 203H65V202H64ZM193 203H194V202H193ZM6 204H7V203H6ZM32 204H33V203H32ZM59 204H60V203H59ZM66 204H68V203H65V204L62 203L61 205H63V207H64ZM189 204H190V203H189ZM3 205H4V204H3ZM25 205H26V204H25ZM27 206H28V205H27ZM27 206H26V207H27ZM42 206H43V205H42ZM44 206H45V205H44ZM50 206H53V205H50ZM54 206H55V205H54ZM59 206H60V205H59ZM59 206L57 205L58 208H59ZM66 206H67V205H66ZM69 206H70V205H69ZM101 206H102V205H101ZM200 206H201V205H200ZM220 206H221V205H220ZM7 207H8V206H7ZM48 207H49V206H48ZM63 207H62V208H63ZM67 207H68V206H67ZM77 207H79V204H78ZM92 207H93V206H92ZM92 207H91V208H92ZM39 208L41 209V207H39ZM50 208H51V207H50ZM58 208H57V209H58ZM68 208H69V207H68ZM79 208H80V207H79ZM6 209H8V208H6ZM26 209H27V208H26ZM46 209H47V208H46ZM53 209H54V207H53ZM59 209H60V208H59ZM59 209H58V211H59ZM63 209L65 210V208H63ZM66 209H67V208H66ZM69 209H70V208H69ZM69 209H68V210H69ZM73 209H74V208H73ZM80 209H81V208H80ZM31 210H32V209H31ZM50 210H51V209H50ZM55 210H56V208H55ZM64 210H61V212L64 211ZM68 210H67V211H68ZM100 210H101V209H100ZM40 211H41V210H40ZM42 211H43V210H42ZM42 211H41V213H42ZM46 211H47V210L43 211V213H45ZM81 211H82V210H81ZM61 212H59V213L61 214ZM65 212H66V210H65ZM91 212H92V211H91ZM1 213H5V212H0V214H1ZM38 213H39V212H38ZM51 213H53V212H51ZM57 213H58V212H57ZM67 213H68V212H67ZM67 213H66V214H67ZM87 213H88V212H87ZM87 213H84L83 215H85V214L87 215ZM105 213H106V212H105ZM26 214H27V212H26ZM34 214H35V212H34ZM34 214H33V215H34ZM54 214H55V213H54ZM54 214H53V215H54ZM71 214H73V213H71ZM88 214H90V213H88ZM29 215H30V214H29ZM43 215H44V214H43ZM56 215H57V214H56ZM79 215H80V214H79ZM98 215H99V214H98ZM0 216H1V215H0ZM4 216H5V215H4ZM4 216L2 215V217H4ZM40 216H41V215H40ZM40 216H39V217H40ZM72 216L74 217V215H72ZM92 216L96 217L95 215H92ZM102 216H103V215H102ZM102 216H100V217H102ZM5 217H7V216H5ZM31 217H32V216H31ZM35 217H36V216H35ZM42 217H43V216H42ZM62 217H63V216H62ZM85 217H86V216H85ZM98 217H99V216H97V218H98ZM24 218H25V217H24ZM48 218H49V217H48ZM48 218L46 217V219H48ZM68 218H71V217H70V214H69V217H68ZM75 218H76V217H75ZM78 218H79V217H78ZM90 218H91V215H90ZM90 218H89V219H90ZM102 218H103V217H102ZM31 219H32V218H31ZM36 219H37V217H36ZM41 219H42V218H41ZM49 219H50V218H49ZM71 219H72V218H71ZM73 219H74V218H73ZM73 219H72V220H73ZM79 219H80V218H79ZM82 219H83V218H82ZM84 219H85V218H84ZM84 219H83V220L80 219V220L83 222ZM87 219H88V218H87ZM98 219H99V218H98ZM98 219H97V220H98ZM203 219H204V218H203ZM261 219H263V218H255V220H261ZM25 220H26V219H25ZM50 220H51V219H50ZM59 220H61V219H59ZM93 220H94V218H93ZM97 220H95V221H97ZM253 220H254V219H253ZM1 221H2V219H1ZM38 221H39V220H38ZM46 221H47V220H46ZM48 221H49V220H48ZM65 221H66V219H65ZM65 221H64V222H65ZM75 221H76V220H75ZM98 221H99V220H98ZM32 222H33V221H32ZM67 222H69V220H67ZM67 222H66V223H67ZM58 223H61V222H58ZM73 223H74V226H75V222H74V221H73ZM77 223H78V222H77ZM80 223H81V222H80ZM0 224H1V223H0ZM2 224H3V223H2ZM34 224H35V223H34ZM70 224H72V223L70 222ZM81 224H82V223H81ZM95 224H96V223H95ZM214 224H215V223H214ZM39 225H41L40 222H39ZM78 225H79V224H78ZM234 225H235V224H234ZM2 226H3V225H2ZM29 226H30V225H29ZM41 226H42V225H41ZM232 226H233V225H232ZM27 227H28V226H27ZM27 227H26V228H27ZM42 227H43V226H42ZM42 227H41V228H42ZM44 227H45V225H44ZM47 227H48V225H47ZM64 227H65V226H64ZM71 227H72V226H70L69 228L71 229ZM33 228H34V227H33ZM226 228H227V227H226ZM251 228H253V227H251ZM0 229H1V228H0ZM27 229H29V228H27ZM42 229H43V228H42ZM62 229H63V228H62ZM80 229H81V228H80ZM88 229H89V228H88ZM203 229H204V228H203ZM263 229H264V223L262 224V223L260 222V225H259L257 228H255L254 231H253V234H252L253 237H252V239H253V240H256L258 237H260L262 234H264V233H263ZM3 230H4V229H3ZM3 230H2L1 232H3ZM30 230H31V229H30ZM46 230H47V229H46ZM68 230H69V229H68ZM78 230H79V229H78ZM215 230H216V229H215ZM4 231H5V230H4ZM31 231H32V230H31ZM34 231L37 232L35 229H34ZM40 231H41V230H40ZM53 231H54V230H52L51 232H49V234H50V233H53ZM55 231H56V230H55ZM73 231H74V230H73ZM73 231H72V232H73ZM229 231H230V230H229ZM1 232H0V233H1ZM27 232H28V231H27ZM35 232H33V233L35 234ZM60 232H61V231H59V233H60ZM69 232H70V231H69ZM69 232H68V233H69ZM91 232H92V231H91ZM199 232H200V231H199ZM7 233H8V232H7ZM40 233H41V232H40ZM62 233H63V232H62ZM68 233H67V234H68ZM187 233H188V232H187ZM200 233H201V232H200ZM30 234H32V233H30ZM38 234H39V233L35 234V236H36V235L38 236ZM41 234H42V233H41ZM53 234H54V233H53ZM91 234H92V233H91ZM93 234H94V232H93ZM0 235H1V234H0ZM54 235H55V234H54ZM63 235H64V234H63ZM30 236H31V235H30ZM76 236H78V235H76ZM52 237H53V236H52ZM73 237H74V236H73ZM227 237H228V236H227ZM23 238H24V235H23ZM28 238H29V237H28ZM32 238H34V237H32ZM39 238H40V236H38V239H39ZM86 238H87V237H86ZM89 238H90V237H89ZM238 238H240V236H239ZM40 239H41V238H40ZM63 239H64V238H63ZM74 239H75V238H74ZM32 240H33V239H32ZM61 240H62V239H61ZM66 240H67V238H66ZM117 240H118V239H117ZM235 240H236V239H235ZM29 241H30V238H29ZM34 241L36 242L35 239H34ZM37 241H38V240H37ZM90 241H91V239H90ZM209 241H210V240H209ZM35 242H34V243H35ZM61 242H62V241H61ZM66 242H67V241H66ZM182 242H183V241H182ZM39 243H40V242H39ZM63 243H64V241H63ZM88 243H90V242H88ZM60 244H61V243H60ZM210 244H211V243H210ZM210 244H209V245H210ZM30 245H32V244L30 243ZM36 245H38V244H36ZM72 245H73V243H72ZM79 245H80V244H79ZM88 245H89V244H88ZM32 246H33V245H32ZM32 246H30V247H32ZM34 246H35V245H34ZM38 246H39V245H38ZM60 246H61V245H60ZM107 246H108V245H107ZM215 246H216V245H215ZM30 247H29V248H30ZM36 247H37V246H36ZM36 247H33V249L36 248ZM51 247L54 248V246H51ZM61 247H63V246H61ZM65 247H66V246H65ZM205 247H206V246H205ZM212 247H213V246H212ZM19 248H20V247H19ZM19 248L17 247L18 250H19ZM37 248H38V247H37ZM37 248H36V249H37ZM40 248H41V246H40ZM105 248H107V247H105ZM36 249H35V250H36ZM62 249H63V248H62ZM70 249H71V248H70ZM209 249H210V247H209ZM26 250H27V249H26ZM28 250H29V249H28ZM51 250L53 251V249H51ZM202 250H203V249H202ZM207 250H208V249H207ZM15 251H16V250H15ZM90 251H91V250H90ZM32 252H33V251H32ZM35 252H36V251H35ZM38 252H40V251L38 250ZM62 252L64 253V251H62ZM81 252H82V251H81ZM107 252H108V251H107ZM28 253H29V252H28ZM28 253H27V254H28ZM54 253H55V252H54ZM56 253H57V251H56ZM56 253H55V254H56ZM72 253H73V251L71 252V254H72ZM82 253H83V252H82ZM86 253H87V252H86ZM91 253H92V252H91ZM202 253H204V252H202ZM205 253H206V252H205ZM32 254H33V253H32ZM45 254H46V253H45ZM52 254H53V253H52ZM75 254H76V253H75ZM15 255H16V254H15ZM15 255H14V256H15ZM30 255H31V253H30ZM33 255H34V254H33ZM33 255H32V256H33ZM35 255H36V253H35ZM38 255H39V254H38ZM46 255H48V254H46ZM57 255H58V254H57ZM63 255H64V254H63ZM81 255H82V254H81ZM93 255H94V254H93ZM28 256H29V254H28ZM36 256H37V255H36ZM42 256H43V254H42ZM73 256H74V254H73ZM211 256H212V255H211ZM16 257H17V256H16ZM16 257H15V258H16ZM34 257H35V256H34ZM44 257H46V256H44ZM56 257H57V256H56ZM60 257H61V256H60ZM63 257H64V256H62L61 259H62ZM121 257H122V256H121ZM193 257H194V256H193ZM195 257H197V256H195ZM201 257H202V256H201ZM214 257H215V256H214ZM7 258H8V257H7ZM15 258L13 257L14 260H15ZM41 258H42V257H41ZM52 258H53V257H52ZM75 258H76V255H75ZM79 258L85 259V257H82V256L79 257ZM88 258H89V257H88ZM88 258H87V259H88ZM97 258H98V257H97ZM188 258H189V257H188ZM16 259H17V258H16ZM27 259H28V258H27ZM31 259H32V261H33L34 259L37 260L38 258L36 257V258H31ZM42 259H43V258H42ZM46 259H47V258H46ZM56 259H57V258H56ZM56 259H55V260H56ZM59 259H60V258H59ZM64 259H65V258H64ZM68 259H69V257H68ZM98 259H100V258H98ZM98 259H97V260H98ZM213 259H214V258H213ZM10 260H11V258H10ZM36 260H35V261H36ZM88 260H89V259H88ZM191 260H192V259H191ZM201 260H204V259H201ZM216 260H218V259L216 258ZM27 261H29L28 263L31 264L30 260H27ZM41 261H42V260H41ZM58 261H59V260H58ZM69 261H71V260L69 259ZM78 261H81V260L79 259ZM86 261H87V260H86ZM92 261H93V260H92ZM211 261H212V260H211ZM213 261H214V260H213ZM247 261H248V260H247ZM24 262H25V261H24ZM36 262H37V261H36ZM45 262H46V260H45ZM54 262H55V261H54ZM167 262H168V261H167ZM183 262H184V261H183ZM242 262H243V261H242ZM21 263L24 264L23 262H21ZM26 263H27V262H26ZM34 263H35V262H34ZM42 263H44V262H42ZM71 263H72V262H71ZM71 263H70V264H71ZM170 263H171V262H170ZM13 264H15V263H13ZM40 264H41V263H40ZM44 264H45V263H44ZM49 264H50V263H49ZM66 264H67V263H66ZM93 264H94V263H93ZM111 264H112V263H111Z\"/></svg>",
    "mask_w": 264,
    "mask_h": 264
},
{
    "label": "flooded vegetation",
    "instance_id": "3",
    "mask_svg": "<svg viewBox=\"0 0 264 264\" xmlns=\"http://www.w3.org/2000/svg\"><path fill=\"white\" fill-rule=\"evenodd\" d=\"M105 26L102 28L101 34L106 37V32H105ZM128 33L127 30L121 29L120 31L114 33L113 36L110 37H106V41L110 44V46L116 51L118 50V52H122L124 51V44H122L121 40L124 38L125 40L127 39Z\"/></svg>",
    "mask_w": 264,
    "mask_h": 264
},
{
    "label": "water",
    "instance_id": "4",
    "mask_svg": "<svg viewBox=\"0 0 264 264\" xmlns=\"http://www.w3.org/2000/svg\"><path fill=\"white\" fill-rule=\"evenodd\" d=\"M125 0H116L113 4V8L120 7ZM140 2L146 7L149 11H154L158 7V0H140Z\"/></svg>",
    "mask_w": 264,
    "mask_h": 264
}]
</instances>
